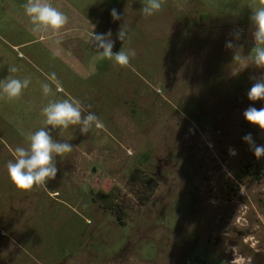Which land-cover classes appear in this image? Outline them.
<instances>
[{"label":"rangeland","instance_id":"obj_1","mask_svg":"<svg viewBox=\"0 0 264 264\" xmlns=\"http://www.w3.org/2000/svg\"><path fill=\"white\" fill-rule=\"evenodd\" d=\"M147 2L70 0L74 7L70 13L92 19L97 29L100 12L104 25L99 30L112 32L113 53L136 52L127 67L114 66L105 58L102 67L92 70L81 62L80 51L71 57L66 49L49 46L55 41H38L30 27L17 22L11 13L16 8L0 3V80L30 78L19 98L0 96V264L63 263L94 228L98 207L88 204L99 188H112L117 208L133 219L130 240L140 241L137 250L129 253L131 260L113 258L129 236L127 229L113 227L107 230L112 245L103 258L70 259L67 264H264V202L256 190L261 194L264 183L257 188L253 179H238L241 166L256 158L247 143L242 145L240 131L251 133L255 142L260 139L258 126L249 124L243 112L250 105L259 109L264 104L249 101L246 95L255 82L250 77L264 76V69L250 65L238 76L231 75L237 67L235 55H254L250 6L259 7V0H160L162 9L145 16L141 9ZM113 7L121 20L110 18ZM182 19L201 23L192 30L194 35L180 36L176 23ZM122 24L128 32L125 42L117 39ZM234 32H240L238 40ZM89 39L82 40V53L88 54ZM227 41L235 46L227 49ZM10 66L19 71L10 73ZM188 70L193 71L187 76ZM53 72L62 91L52 84L46 96L42 84L51 83L48 77ZM185 76L194 85H186ZM70 97L86 112H94L102 127L93 126L82 135L79 125L54 130L45 126L42 108ZM43 127L54 140L84 151L70 164L69 153L55 157V179L22 192L12 184L6 166L14 160V149L27 148L29 134ZM261 137L264 144V133ZM230 147L235 156L225 153ZM147 155L151 166L176 162L194 174H169L159 180L156 172L151 186L144 173L129 180L128 171ZM227 178L236 181L232 186L240 190L239 196L248 197L222 198L219 187ZM181 187L199 196L201 207L190 212L194 221L184 223L196 221L198 239L188 230L177 232L175 225L169 231L158 228V214L173 208L169 204L178 201ZM188 200L179 201V207H189ZM105 219L113 220V214L107 213ZM147 250H152L150 257Z\"/></svg>","mask_w":264,"mask_h":264},{"label":"clouds","instance_id":"obj_2","mask_svg":"<svg viewBox=\"0 0 264 264\" xmlns=\"http://www.w3.org/2000/svg\"><path fill=\"white\" fill-rule=\"evenodd\" d=\"M250 7L253 9L250 21L254 29L252 36L255 47L251 51L254 55H235L234 60L237 62V67L231 72L233 76H238L250 65L258 69H264V0H259V7L254 5ZM23 8L32 25L31 30L34 34L49 30L56 33L67 23V16L51 6L47 0H27ZM161 9L160 0H148L147 5L141 9V12L145 16H152ZM110 15L113 21L122 19L115 8L111 10ZM233 36L238 40L240 32H234ZM111 37L112 32L110 30L106 34H97L92 31L89 43L96 49V58L98 60L111 59L114 66H129L130 59L136 55L135 49L120 50L113 53L115 41ZM117 39L121 42L128 39L125 24L120 26ZM234 46L232 41H227L225 44L227 49H232ZM8 70L10 73H15L19 71V68L10 66ZM250 79L255 82L246 93L247 99L252 102L264 101V76L259 78L253 76ZM48 80L51 83L42 84L44 95L47 96L52 92V84L56 85L57 91H62L54 72L48 77ZM29 83L30 78L28 77L21 80L8 76L0 80V96L7 97L9 100L19 98L23 89L27 88ZM88 107L90 108L91 105H88ZM84 112L86 111L81 102L70 97L61 101L49 102L47 106L42 108L41 115L45 118L43 124L51 126L53 130L57 128L67 129L69 126L79 125L80 133L85 135L93 126L102 127V122L94 112L87 111L86 115H82ZM243 117L249 124L258 126L264 132V107L258 109L250 105L244 110ZM242 141L249 145V150L252 151L256 159L259 160L264 157V144H256L251 133L244 135ZM28 142L27 148L18 146L14 149V160L8 161L6 166L12 184L22 192L32 190L34 186H46L48 180L55 179L58 172L55 157L69 153L73 148L68 142L54 140L46 127L29 134ZM228 154L235 156L237 153L234 148L230 147Z\"/></svg>","mask_w":264,"mask_h":264},{"label":"flooded vegetation","instance_id":"obj_3","mask_svg":"<svg viewBox=\"0 0 264 264\" xmlns=\"http://www.w3.org/2000/svg\"><path fill=\"white\" fill-rule=\"evenodd\" d=\"M178 22L176 23L177 28L179 27L180 29V36H190V35H194L192 30L194 28H196L199 24L198 21H187L185 19L182 20H177ZM176 22V21H175ZM203 23V22H202ZM190 26V27H189ZM185 28V30H184ZM201 40V39H200ZM199 39H196L195 41H200ZM195 46V45H194ZM193 55V54H192ZM183 63V61H182ZM201 70V68H199ZM193 71V70H192ZM191 70L185 71V73H187V76L189 75V73H192ZM184 72V71H182ZM175 73V72H173ZM187 76H185V81L184 83L187 84H193L195 81H189L191 79H188ZM177 80V78H176ZM178 81V80H177ZM264 102V101H263ZM258 103L260 104L261 101H258ZM261 107H264V104L261 105ZM223 110L222 104H219V110ZM226 110V109H225ZM224 110V111H225ZM226 112V111H225ZM223 112V113H225ZM197 127H198V123H197ZM256 133L258 134V130H259V136L260 139H256V144L261 145L262 144V134L264 132H262L258 127L256 128ZM244 131L242 129V131H240V136L243 137ZM236 136H239L236 135ZM253 136V135H252ZM257 136V135H256ZM259 138V137H258ZM244 144V142H242V145ZM244 146V145H243ZM72 151L69 152V156L67 158V162L68 164H70V162L74 161L76 162V158L77 156H79V153H82L84 150L80 149L81 147H79L78 145H73L72 146ZM92 150V149H89ZM225 153L228 154V150L225 151ZM235 158V157H234ZM240 159H243V157H241ZM145 160V161H144ZM149 157L144 156L143 159V163L138 164L137 167L132 168L130 171H128V179L130 180L131 178L134 179L137 175V173H144L147 181L146 184L150 185L152 183H150V179H155L156 176V172L159 176V180H166L168 178L167 175L169 174H176V175H180L183 174L185 176H193L192 174H194V170L192 169V167L190 166L189 168L192 169V173L189 174L185 168H183L180 163H176L174 162V164H172L170 161H163L161 164H157L155 166H151L149 162ZM240 162V161H239ZM242 164L244 162H241ZM145 164V166H144ZM153 167L155 169V172H153ZM184 170V172H183ZM68 173V169L66 170ZM167 171H169L168 174ZM239 180H242V176H244L246 180H251L253 179L255 181V183L252 182V184L257 187V188H262V183H264L262 181L263 177H264V157H262L261 159H256L254 162H250V161H246L241 168L239 169ZM69 178L68 180L72 179L71 175L68 173ZM67 175V176H68ZM238 182V181H237ZM250 182L248 181V184ZM155 184V183H154ZM236 181L233 182L232 180H229L228 178L225 180L221 181L220 187H219V195H221L222 198L226 199L227 197H229L230 195H234L235 197H238L240 195V190L238 188H234L232 185H235ZM153 190V188H152ZM257 190L258 195H260V197H258V200L260 202H264V200H262V198H264V194H262V192H264V190H262L261 194H259V191L261 190ZM113 189L111 188L110 190H103L102 188H99L96 192H94L91 197H90V202L88 205H90L92 207V205H95L96 207H98V211H96L95 213V217H96V223L94 225V228L92 231L87 232L88 233V237L87 239H85L79 246V248H77V250L75 252H73L72 254L69 255V257L67 259H64L63 263L60 264H67V262L70 259H74V260H79L80 258L84 257V258H103V254L105 252H107L108 248H110V246L112 245L111 241L108 238L107 235V230L108 228H110L111 230H113V227H118V228H122V229H127L129 231V236L127 239V245L124 246H120V249L118 250V252L113 253V255H111L113 258H116L117 260L120 258L123 261H127V260H131V257H128L129 253L132 254L135 250H137V246L139 244V242H137V238H134L133 241H131V232L133 230V225L131 224L133 219H129L126 217V215L124 214V210L117 208L116 206V202H115V198L113 197ZM188 187L187 189L183 190L182 187L179 190V197H178V201H174L172 203H170L169 205H172L173 208H169L167 205V210L159 213L158 214V221L160 222L159 227L158 228H163L166 231H169V229H171L172 226L175 225V227H177V232H181L184 230H188V232H191L193 235L195 234L196 238H197V232L196 230L198 229V226L196 224V221L193 222V224H189L186 225L184 224L185 222L189 221V220H193V214L190 213L191 211L194 210H199L198 207L200 206V201H199V196L196 195V193L191 192L188 193ZM226 193V194H225ZM244 197H248L247 196H239V199H245ZM187 198H189V207L185 208V209H181L179 207V204L181 205V202H185V200H187ZM89 199V197H88ZM227 200V199H226ZM179 201H181L179 203ZM92 204V205H91ZM208 205V203H207ZM207 205H202V206H207ZM201 207V206H200ZM190 209V210H189ZM111 213L113 214V220H106L105 219V215L107 213ZM264 212V211H263ZM93 224V223H90ZM106 224V225H103ZM158 225V224H156ZM154 225V226H156ZM153 226V227H154ZM103 228V229H102ZM196 232V233H195ZM193 235L191 236L193 238ZM198 239V238H197ZM154 249V248H153ZM152 250H147L146 252V256L150 257ZM156 251H154L155 254ZM106 254V253H105Z\"/></svg>","mask_w":264,"mask_h":264},{"label":"crops","instance_id":"obj_4","mask_svg":"<svg viewBox=\"0 0 264 264\" xmlns=\"http://www.w3.org/2000/svg\"><path fill=\"white\" fill-rule=\"evenodd\" d=\"M103 1V0H102ZM109 1V3H116L119 4L121 2L127 4L132 2L134 0L130 1H124V0H106ZM27 2V0H0V3L5 6L7 9H15L14 11H11V13L18 19L17 22H19L24 28L25 26L30 27V31L32 32V25L29 21V18L25 15L23 5ZM51 6L57 8L59 11L64 13L67 16V23L56 33H53L51 30L47 32H42L39 34H34L38 36V41H55L54 44H50L49 46L53 48V50H61L64 48V50H67V54L69 56H76V53L74 51H80L79 53L81 54V62L84 61L86 64V67L91 68L92 70L96 66L102 67L103 60H98L96 58V49L94 46L89 45L87 48L88 54L87 53H82V50L85 49L82 45V40L84 39H89L90 34L92 31H98L99 34H101V28L104 24H102V21L100 20L101 18L99 17L100 12L97 11L98 13V18L99 20L97 21L98 29L97 26L94 24V21L92 19H86L82 17H78L76 13L71 14L70 9L74 8L70 0H47ZM13 4V7H11ZM94 5V4H93ZM129 6V5H127ZM103 7H99L98 9H102ZM114 8V7H113ZM128 10V9H125ZM10 11V10H9ZM14 12V13H13ZM112 18V17H110ZM107 20V19H106ZM100 29V30H99ZM103 34H105L103 32ZM89 35V36H88ZM29 43H25L23 45H28ZM102 51V50H101ZM79 58H77L78 60ZM84 71V70H83Z\"/></svg>","mask_w":264,"mask_h":264}]
</instances>
